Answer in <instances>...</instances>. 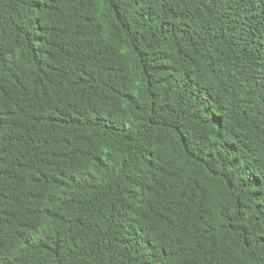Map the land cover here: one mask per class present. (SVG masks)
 <instances>
[{
	"label": "trees",
	"instance_id": "16d2710c",
	"mask_svg": "<svg viewBox=\"0 0 264 264\" xmlns=\"http://www.w3.org/2000/svg\"><path fill=\"white\" fill-rule=\"evenodd\" d=\"M0 264H264V0H0Z\"/></svg>",
	"mask_w": 264,
	"mask_h": 264
}]
</instances>
